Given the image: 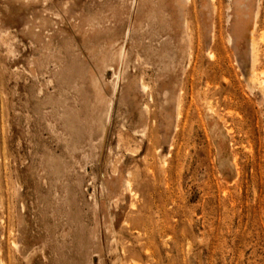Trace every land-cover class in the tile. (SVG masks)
I'll use <instances>...</instances> for the list:
<instances>
[{
  "label": "rangeland",
  "instance_id": "374dc122",
  "mask_svg": "<svg viewBox=\"0 0 264 264\" xmlns=\"http://www.w3.org/2000/svg\"><path fill=\"white\" fill-rule=\"evenodd\" d=\"M237 7L0 0V264H264V0Z\"/></svg>",
  "mask_w": 264,
  "mask_h": 264
},
{
  "label": "bare ground",
  "instance_id": "6f19581e",
  "mask_svg": "<svg viewBox=\"0 0 264 264\" xmlns=\"http://www.w3.org/2000/svg\"><path fill=\"white\" fill-rule=\"evenodd\" d=\"M245 1H247V0H235V2H236V4L238 5V7H237V11H238V14H241L242 15V3H244ZM246 23H248V22H246ZM248 25V24H247ZM243 27H245V26H243ZM242 31V30H241ZM251 31V30H250ZM250 33V32H249ZM243 34V33H242ZM251 34V33H250ZM230 37V36H229ZM249 40H251V38L249 39ZM251 43H254L253 41H251ZM249 45H251L250 44V41H249ZM254 45V44H253ZM253 45H252V49H253ZM120 52V51H119ZM121 54H119V56H120ZM250 69V68H249ZM249 72H250V70H249ZM251 73V72H250ZM249 73V74H250ZM257 75V74H256ZM255 76V75H254ZM254 76H253V73H251L250 74V78L248 77V75H247V78H249V80H250V82H253L254 81V79L255 80H258V78L256 79V78H254ZM254 78V79H253ZM263 83V82H262ZM252 84V83H251ZM145 85V84H144ZM262 86V85H261ZM252 87H253V85H252ZM258 87V86H257ZM263 90V89H262ZM110 98H111V95H110ZM108 114H106V116H107ZM108 118V117H107Z\"/></svg>",
  "mask_w": 264,
  "mask_h": 264
}]
</instances>
